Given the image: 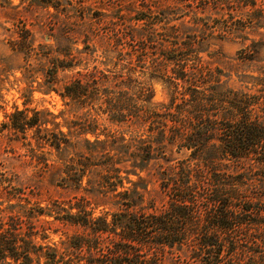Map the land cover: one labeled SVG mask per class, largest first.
<instances>
[{"label": "trees", "instance_id": "obj_1", "mask_svg": "<svg viewBox=\"0 0 264 264\" xmlns=\"http://www.w3.org/2000/svg\"><path fill=\"white\" fill-rule=\"evenodd\" d=\"M0 17V91L69 108L0 122L27 166L0 168V264H264V65L233 88L210 61L264 29L256 0H0Z\"/></svg>", "mask_w": 264, "mask_h": 264}, {"label": "rangeland", "instance_id": "obj_2", "mask_svg": "<svg viewBox=\"0 0 264 264\" xmlns=\"http://www.w3.org/2000/svg\"><path fill=\"white\" fill-rule=\"evenodd\" d=\"M10 1L12 2V4H18L21 0ZM256 3L258 4V6L264 9V0H256ZM0 24L7 25V23L4 22V18L2 17H0ZM101 33H103V30H101ZM243 36V39L236 38L217 40L215 49L219 51L218 57L210 60L213 61L214 66H218L219 68L223 69L225 77H222V79L225 80V82L233 88L240 87V80L242 75H258L260 73L258 67L264 65V61L241 64L240 61L237 60V52L240 49L246 48L251 44V42H264V29L249 31ZM244 38H246V40ZM2 39L3 36L1 35L0 40ZM78 47H81V44L78 45ZM4 51L5 47L0 44V53ZM263 57L264 53L262 52L258 56V59H261ZM19 75V72L14 73V76ZM9 79L12 80L13 76H10ZM147 83L150 85L154 93L152 98L153 102H161L166 99L164 88L162 87L160 82L153 79H147ZM18 89L16 88V86H14L13 88H9L8 84H4V88L0 91V122L5 120L4 115L12 112L15 106L19 108H24L25 106L38 109L48 108L55 114H58L60 111H66L67 114L65 116H68L69 108L63 105L61 98L56 94L51 93L50 95H44L39 92H34L31 96H23L18 91ZM61 120L62 118L60 117L57 119V121ZM19 154H22V150L16 147L14 144H9L6 138L0 135V168L4 171H22L23 169H25L27 166L23 164L24 158H17ZM175 156L178 157V154H175ZM58 191L61 192V189L58 188ZM50 195L55 198L60 196L54 188H50ZM0 204L2 207L6 206L7 198L5 195L0 194ZM59 237L60 232L58 234H54L51 232L45 242H55L59 239ZM37 240H40V238L37 237ZM175 259V263L185 264V261H183L182 259Z\"/></svg>", "mask_w": 264, "mask_h": 264}]
</instances>
